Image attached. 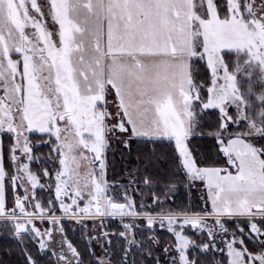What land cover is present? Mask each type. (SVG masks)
Wrapping results in <instances>:
<instances>
[{
  "label": "rangeland",
  "instance_id": "374dc122",
  "mask_svg": "<svg viewBox=\"0 0 264 264\" xmlns=\"http://www.w3.org/2000/svg\"><path fill=\"white\" fill-rule=\"evenodd\" d=\"M26 1L17 4L23 21L29 18L26 9L37 5V0ZM31 22H25L27 27H33L35 21ZM190 23L189 63L186 58L173 57L159 59L149 67L143 62L133 76L119 77L116 100L108 94L105 99L98 96L82 101L86 105L72 115L80 137L59 114L49 128L47 120L34 113L32 99L31 114L27 115L30 131L25 130L20 115L15 117L12 134L6 140L12 175L4 169L5 190L10 184L14 206L0 218V237L7 233L11 250L18 245L25 258L30 254L28 264H36L35 254L47 255L54 264H85L65 229L77 235L95 264H112L111 249L113 244L117 246L114 222H119L126 237V255L121 262L128 263L134 249L149 259L153 253L159 254L164 259L157 264H164L175 253L178 259L172 264H189L190 256L199 255L192 246L207 247L205 241L214 237L221 247L227 244L225 254H216L220 264H255L250 257L264 264V244L254 242L264 240V117L260 115L264 105L253 96L247 112L241 106L234 114L239 127L231 130L230 138L225 132L226 143L221 145L227 155L226 169L197 168L185 144V137L197 130L191 105L196 86L190 72L192 59L200 55L197 49L203 45L211 56L224 47L233 58L245 60L251 55L260 60L264 57V0H228L224 17L219 16L215 0H190ZM260 68L261 64H254L257 83ZM256 95H264V91ZM125 127L131 135L175 138L188 175L202 177L207 185V192L199 183L193 190L201 212L166 208L165 200L172 202L174 196L170 191L162 200H148L130 178L125 183L106 181L110 156L120 154L117 146L123 147L122 142L128 140L120 131ZM48 129L53 130L52 135H46L50 139H31V132ZM39 147L43 149L35 153ZM188 203L184 210L194 207L191 199ZM112 205H122L123 210H111ZM160 205L162 210L154 211ZM254 206H262L263 211H253ZM235 219L246 220V234ZM148 221L152 227H146ZM189 221H197L198 226H190ZM19 224L25 225L23 234L16 232ZM164 234L173 244L160 247ZM246 240L258 245L255 253L247 250Z\"/></svg>",
  "mask_w": 264,
  "mask_h": 264
},
{
  "label": "crops",
  "instance_id": "0c3cea01",
  "mask_svg": "<svg viewBox=\"0 0 264 264\" xmlns=\"http://www.w3.org/2000/svg\"><path fill=\"white\" fill-rule=\"evenodd\" d=\"M41 1L26 9L31 28L19 15L20 0H9L10 22L0 29V218L7 210L4 138L17 115L30 131V99L49 128L59 114L80 137L72 115L89 99L116 100L120 76H133L143 62L190 60V0Z\"/></svg>",
  "mask_w": 264,
  "mask_h": 264
},
{
  "label": "snow or ice",
  "instance_id": "6c2138e0",
  "mask_svg": "<svg viewBox=\"0 0 264 264\" xmlns=\"http://www.w3.org/2000/svg\"><path fill=\"white\" fill-rule=\"evenodd\" d=\"M78 2L79 0H73V7H76ZM215 3L218 12L226 10L228 7V0H215ZM8 5L9 0H0V29L10 22V17L6 11ZM84 19L87 22L88 18L85 17ZM249 47L252 46L249 45ZM261 48H264V45H261ZM236 50L239 51V48ZM197 51L200 52V55L194 58L195 75L193 76V84L196 86V90L193 93V99L191 101L193 116L197 123V133L187 136L185 144L195 161L199 148L193 147L191 141L196 139L197 136L200 139H211L215 144L216 152L227 160V155L221 145L222 143H226L224 133H229L230 138L231 130L239 127L238 117L234 114L238 113L241 106H243L245 112H247L250 103L249 98L253 96L259 104L264 105V95H256L257 91H264V57L260 60H255L253 56L249 55L245 60H241L238 57H230L228 55L229 49L224 47H220L218 51H213L210 56L209 51L206 50L203 45H201ZM213 57H215V59H213ZM254 64H261L258 77L259 83H257V73L254 71ZM245 82L247 83L246 88L244 87ZM260 115L264 117V112L260 113ZM214 125H223L219 137L211 134V129ZM201 126L209 128V133L207 135L199 131ZM120 131L128 135V140L122 142L125 150L134 151L136 150L134 145L139 147L141 141H143L145 145H150V147H147L145 150L154 155L158 146H163L165 144L170 145L172 154L182 169L185 181L188 183L187 191L190 192L194 190L197 183H199L207 192V185L202 177L194 178L188 175L187 169L184 168L183 165L182 154L179 151L178 144L174 137L154 138L131 135L128 127L120 129ZM132 162L137 165L139 164V160H134ZM157 162L159 161L157 160ZM196 163L197 167L204 166L201 161H196ZM145 167H147V162ZM147 182L149 181H146V183ZM254 242L264 244V240ZM205 243L207 247L204 248L198 245L192 246L196 248L199 255L190 256L189 264H220L216 259V254H225L227 244L225 243V245L221 247L215 242L214 237H209ZM245 247H247V245H245ZM164 250L166 252L168 251L167 248ZM28 256H30V254H26V259ZM250 258L255 261V264H260V261H257L255 257ZM163 259L164 258L160 256L154 257V260L157 262ZM177 259L178 253H175L168 256L167 259L164 260V264H172V262ZM97 264H100V262L97 261Z\"/></svg>",
  "mask_w": 264,
  "mask_h": 264
},
{
  "label": "trees",
  "instance_id": "16d2710c",
  "mask_svg": "<svg viewBox=\"0 0 264 264\" xmlns=\"http://www.w3.org/2000/svg\"><path fill=\"white\" fill-rule=\"evenodd\" d=\"M215 6L217 8L216 3ZM218 14L220 17H224L226 16V10L219 11ZM228 55L230 57L232 56L230 53H228ZM194 68H195V60L192 59L191 71H190L192 79L193 76L195 75ZM199 131L204 132L207 135L209 133V128L206 126H201L199 128ZM218 131H219V126L214 125L211 129V134L215 136V134ZM196 133L197 130L193 134ZM193 134H189V135H193ZM30 136L31 139H33L34 141L35 140L41 141L47 138L50 139V137H47L46 135L31 134ZM7 137L8 136H5L4 138L3 163H4L5 171L7 170V172L10 175H12V163L9 159L10 145H6ZM191 144L193 145V147L199 148V151L196 155V160L195 161L193 160L194 164L197 167L196 161H201L202 164L204 165L202 167H197V168L199 169L228 168L226 160L216 152V147L213 140L200 139L197 136L196 139L191 141ZM147 147H150V145H145L143 141H141L139 147L134 145V148H136V150L134 151L125 150L124 147L117 146L118 151L121 152L120 154L117 155L115 154L113 156H110L111 159L108 160L106 181L125 183L126 180L130 178L133 180L134 183L139 184V190H141V196L143 197V199L147 198L148 200H151L153 198L162 200L164 199V194L170 191L174 193V198L172 197L173 198L172 202L165 200L166 208L178 212H188V213L201 212L202 206L199 200L197 199V195L195 191L193 190L190 192L187 191L188 183L187 181H185L182 169L180 168L179 164L176 162V159L172 154L170 145L165 144L163 146H158L154 155L145 150ZM42 149L43 148L41 147L36 148L35 153H38ZM134 160H139V164L138 165L134 164L132 162ZM157 160L159 162H157ZM146 162H147V167H145ZM33 167L35 168V166ZM146 181L149 182L146 183ZM12 192L13 191L11 190L10 184L7 183V187H6L7 210H11V208L14 206L11 203ZM190 199L194 202V207H191L189 209L187 208L184 210V208H186L187 205L189 204L188 202L190 201ZM161 206L162 205H160V207L157 206L154 211L162 210L160 209ZM234 221H236L237 224L243 226V230L245 234L248 232L246 227V220L235 219ZM118 223L119 222H114L115 229L113 231L117 233V235H115V239L117 240L116 241L117 243L115 244H117V246L113 244L111 249V252L113 251L114 254L113 259H115L112 261L113 262L112 264H126L125 261L121 262L122 257L126 255V251H125L126 237L123 236L122 229L119 227ZM65 231H66V236L71 241L72 245L75 248H77L78 251L80 252L81 259H83V262L85 264H95L93 262V259H91V257H89L87 252L84 250V247L82 245L83 243L78 241L77 235H72L68 231V229H65ZM146 231L148 230H145L142 233L144 234L146 233ZM159 233L160 232H157L158 235ZM5 236L0 237V264H28L25 258V254L21 250V248H19L18 245H14V249L11 250L10 248H13V246H11V241L8 240L7 233H5ZM164 237L165 238L163 239L160 247H163L166 243L173 244V240L169 235L164 234ZM245 244L247 245L246 248L250 253L256 252L255 249L258 248V245L256 244L253 245L251 244L250 241L247 240ZM130 254L132 255L133 258H129V262L127 264H157V261H155L153 258L156 257V255L159 256V254L153 253V258L149 259L148 255H146L145 253L139 254L134 249L130 251ZM34 259L36 261V264H54L53 261L47 255L39 256L35 254Z\"/></svg>",
  "mask_w": 264,
  "mask_h": 264
},
{
  "label": "water",
  "instance_id": "95a60500",
  "mask_svg": "<svg viewBox=\"0 0 264 264\" xmlns=\"http://www.w3.org/2000/svg\"><path fill=\"white\" fill-rule=\"evenodd\" d=\"M252 209L255 212H262L263 211V207L262 206H254ZM111 210L122 211L123 210V206L122 205H112L111 206ZM189 225L192 226V227H196V226H198V222L197 221H189ZM152 226H153L152 222L148 221L146 223V227L149 228V227H152ZM16 232L20 233V234H23L25 232V225H23V224L17 225Z\"/></svg>",
  "mask_w": 264,
  "mask_h": 264
},
{
  "label": "flooded vegetation",
  "instance_id": "af4514ba",
  "mask_svg": "<svg viewBox=\"0 0 264 264\" xmlns=\"http://www.w3.org/2000/svg\"><path fill=\"white\" fill-rule=\"evenodd\" d=\"M68 167H69V165H68ZM75 181V180H74Z\"/></svg>",
  "mask_w": 264,
  "mask_h": 264
}]
</instances>
